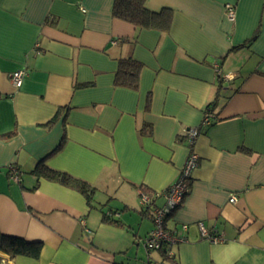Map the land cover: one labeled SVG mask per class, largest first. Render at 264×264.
<instances>
[{"label": "crops", "instance_id": "1", "mask_svg": "<svg viewBox=\"0 0 264 264\" xmlns=\"http://www.w3.org/2000/svg\"><path fill=\"white\" fill-rule=\"evenodd\" d=\"M113 2L0 0V231L41 242L37 258L0 251V264H264V0H145L172 11L167 32L114 17ZM122 57L142 63L136 90L114 84ZM189 127L198 164L166 220L188 229L168 260L144 245L153 221L139 192L177 179ZM43 159L95 186L94 207L35 176Z\"/></svg>", "mask_w": 264, "mask_h": 264}, {"label": "trees", "instance_id": "2", "mask_svg": "<svg viewBox=\"0 0 264 264\" xmlns=\"http://www.w3.org/2000/svg\"><path fill=\"white\" fill-rule=\"evenodd\" d=\"M112 15L118 19L132 23L139 29H152L159 32H167L172 23V11L170 9L162 8L159 11H151L145 7V0H114ZM141 68L142 63L132 57L119 58L114 75V84L136 90L139 86V73ZM148 104L149 99L147 98L145 104L146 109L148 108ZM213 104V101L208 103L203 111L212 113ZM148 131H150L149 125L144 124L140 127V133H146ZM59 147L60 145L52 152H55ZM31 172L37 177L57 182L78 191L84 196L87 206L89 208L94 207L93 197L96 188L87 181L72 176L65 171L51 168L46 164L45 159L40 160ZM142 189L146 191L145 188ZM144 210H149V207H146ZM101 220L113 224L118 223L110 214L103 213ZM40 249L41 242L39 241H26L23 238L6 235L0 231V251L8 254L10 257L26 255L37 258L40 254ZM160 251L163 258L168 260L172 259L167 256L164 249Z\"/></svg>", "mask_w": 264, "mask_h": 264}, {"label": "built area", "instance_id": "3", "mask_svg": "<svg viewBox=\"0 0 264 264\" xmlns=\"http://www.w3.org/2000/svg\"><path fill=\"white\" fill-rule=\"evenodd\" d=\"M225 15L229 20H234L235 18V8L232 4H225ZM214 70L218 78H223L227 80L229 75L222 74L219 70L218 64H214ZM26 75V70L19 69L14 70L10 74V82L14 87H20L24 76ZM213 115L209 111H203V116L200 122V127L207 126L211 124ZM199 127H189L186 129L185 134L188 140V145L190 151L186 157V160L181 167L177 179L169 185L162 192L149 193L144 190L139 192V203L141 207H149L151 209V217L153 221V228L150 230L148 235L145 237L144 245L148 251L161 250L164 249L167 256L170 255V246L173 244L180 243L185 240V235L188 229L187 224H182L179 228L168 229L166 228V220L171 215V213L180 206L182 200L189 191V184L192 175V171L196 168L198 164V155L195 153L193 148V143L198 135ZM10 178L13 181H18V170L15 166L9 167ZM163 196L164 202L161 206H156L152 203L155 198ZM235 196L232 195L229 198L230 202H234ZM197 227L201 233V236L212 240L214 242L221 241L218 236L209 235L207 229L201 222L197 223Z\"/></svg>", "mask_w": 264, "mask_h": 264}]
</instances>
